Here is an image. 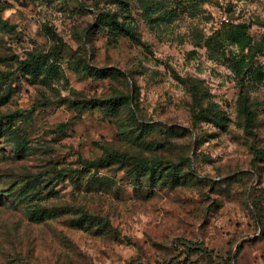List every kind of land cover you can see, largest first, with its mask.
I'll return each instance as SVG.
<instances>
[{"label":"rangeland","instance_id":"obj_1","mask_svg":"<svg viewBox=\"0 0 264 264\" xmlns=\"http://www.w3.org/2000/svg\"><path fill=\"white\" fill-rule=\"evenodd\" d=\"M0 264H264V0H0Z\"/></svg>","mask_w":264,"mask_h":264},{"label":"trees","instance_id":"obj_2","mask_svg":"<svg viewBox=\"0 0 264 264\" xmlns=\"http://www.w3.org/2000/svg\"><path fill=\"white\" fill-rule=\"evenodd\" d=\"M28 65H30V67L27 69H31L29 72L33 74H38V73L41 74L44 72H48V73L56 72V71H53L54 68L51 63L47 65L44 60H41V56H34L33 60H31L30 62H25L22 67H26ZM33 68L37 70H33ZM242 112L245 115L246 127L250 128L253 124L255 113L250 108V106L247 104V102H243ZM125 161H126V158L124 154L114 151L112 153H109L106 156L93 159V160H82L81 162L84 165V169L91 170V169L104 168L113 163L125 162ZM152 167L153 166L151 163L142 160L139 162V165L132 168V171L138 174L140 169H142L141 171L143 170L146 171V170L151 169ZM72 172H75V171L72 170Z\"/></svg>","mask_w":264,"mask_h":264}]
</instances>
